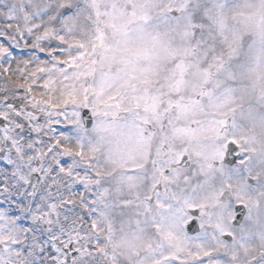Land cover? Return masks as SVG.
Wrapping results in <instances>:
<instances>
[{"label": "snow or ice", "instance_id": "6c2138e0", "mask_svg": "<svg viewBox=\"0 0 264 264\" xmlns=\"http://www.w3.org/2000/svg\"><path fill=\"white\" fill-rule=\"evenodd\" d=\"M0 77V264H264V0H0Z\"/></svg>", "mask_w": 264, "mask_h": 264}, {"label": "bare ground", "instance_id": "6f19581e", "mask_svg": "<svg viewBox=\"0 0 264 264\" xmlns=\"http://www.w3.org/2000/svg\"><path fill=\"white\" fill-rule=\"evenodd\" d=\"M15 67V65H13V68Z\"/></svg>", "mask_w": 264, "mask_h": 264}, {"label": "rangeland", "instance_id": "374dc122", "mask_svg": "<svg viewBox=\"0 0 264 264\" xmlns=\"http://www.w3.org/2000/svg\"><path fill=\"white\" fill-rule=\"evenodd\" d=\"M18 55V54H17Z\"/></svg>", "mask_w": 264, "mask_h": 264}]
</instances>
